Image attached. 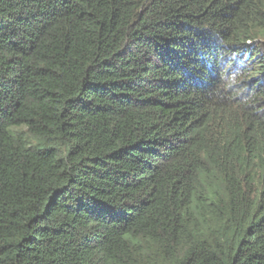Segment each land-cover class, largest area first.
<instances>
[{
	"label": "trees",
	"instance_id": "16d2710c",
	"mask_svg": "<svg viewBox=\"0 0 264 264\" xmlns=\"http://www.w3.org/2000/svg\"><path fill=\"white\" fill-rule=\"evenodd\" d=\"M0 264H264V0H0Z\"/></svg>",
	"mask_w": 264,
	"mask_h": 264
}]
</instances>
